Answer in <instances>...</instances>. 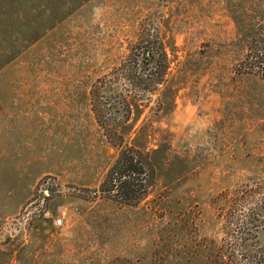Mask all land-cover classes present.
I'll list each match as a JSON object with an SVG mask.
<instances>
[{"label": "rangeland", "instance_id": "1", "mask_svg": "<svg viewBox=\"0 0 264 264\" xmlns=\"http://www.w3.org/2000/svg\"><path fill=\"white\" fill-rule=\"evenodd\" d=\"M146 32L170 68L133 106L127 141L155 178L127 207L96 194L118 151L91 90ZM254 46L264 0H0V264H169L172 245L234 239L222 210L264 190V70L241 67ZM262 225L244 236L264 246Z\"/></svg>", "mask_w": 264, "mask_h": 264}, {"label": "trees", "instance_id": "2", "mask_svg": "<svg viewBox=\"0 0 264 264\" xmlns=\"http://www.w3.org/2000/svg\"><path fill=\"white\" fill-rule=\"evenodd\" d=\"M169 63L164 42L146 32L131 46L126 60L99 79V85L91 90L97 123L107 142L118 151L96 194L118 205L137 207L152 191L155 169L148 152L128 144L129 122L134 104L167 81ZM241 63L246 72L264 70V49L250 47ZM263 191L261 186L243 187L230 201L233 213L229 215L222 210L224 234L234 239L225 237L219 243L203 237L187 249L183 246L186 243L182 249L178 244L172 245L165 256L167 263L264 264V246L251 243L244 236L256 233L264 223ZM236 211L239 213L235 214Z\"/></svg>", "mask_w": 264, "mask_h": 264}, {"label": "built area", "instance_id": "3", "mask_svg": "<svg viewBox=\"0 0 264 264\" xmlns=\"http://www.w3.org/2000/svg\"><path fill=\"white\" fill-rule=\"evenodd\" d=\"M61 224H62V221H61V220H57L56 225H57V226H60Z\"/></svg>", "mask_w": 264, "mask_h": 264}]
</instances>
